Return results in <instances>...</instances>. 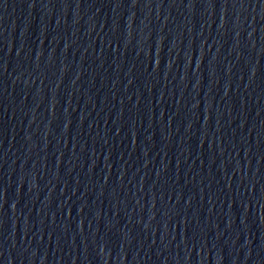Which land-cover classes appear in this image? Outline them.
I'll list each match as a JSON object with an SVG mask.
<instances>
[{
    "label": "water",
    "instance_id": "95a60500",
    "mask_svg": "<svg viewBox=\"0 0 264 264\" xmlns=\"http://www.w3.org/2000/svg\"><path fill=\"white\" fill-rule=\"evenodd\" d=\"M0 264H264V0H0Z\"/></svg>",
    "mask_w": 264,
    "mask_h": 264
}]
</instances>
